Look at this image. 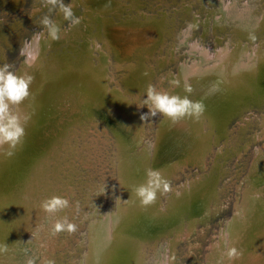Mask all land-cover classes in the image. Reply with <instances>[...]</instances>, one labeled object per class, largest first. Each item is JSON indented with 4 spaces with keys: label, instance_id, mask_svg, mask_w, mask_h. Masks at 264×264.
Here are the masks:
<instances>
[{
    "label": "bare ground",
    "instance_id": "1",
    "mask_svg": "<svg viewBox=\"0 0 264 264\" xmlns=\"http://www.w3.org/2000/svg\"><path fill=\"white\" fill-rule=\"evenodd\" d=\"M8 1L0 0L1 3ZM72 3L73 11L81 4L82 11L77 13L80 23L70 22L69 26L62 27L64 17L59 11L54 22L60 28V39L52 40L47 30L35 31L23 47L26 57L16 71L18 75L27 73L33 77L30 95L19 106L20 113L30 119L22 145L10 157L0 153V264H76L72 257L77 247L89 249L79 264H143L148 254L144 238L150 239L147 242L150 244L154 240L156 244L163 239L167 241L169 252L164 254L166 248L162 243L163 253H159L155 264H174L173 246L194 230L203 218L204 209H211L209 193L216 192L205 184L219 167L215 160L210 171L204 169L207 164L203 153L211 147L210 132L217 128L220 137L226 139L222 148L229 144L227 150L218 148L217 156L234 154L237 151L230 145L233 138L230 133L222 132L225 117L241 111L240 105H244L246 97L253 95L264 102V0H160L156 3L152 0H72ZM35 11H41V5ZM123 12H127L128 18L123 17ZM93 22H97L99 29L103 28L105 44L116 48L118 67L122 68L121 77L126 83L122 84L127 90L119 85V80L113 90L105 89L101 81L106 77L100 75L105 74L104 70L90 63L94 50L100 53L99 60H104L105 66L111 62L101 44L89 35ZM184 22L187 27L181 28ZM164 32L180 44H186L185 56L190 57L179 62L177 72L166 70L160 75L159 82L170 81L168 90L156 89L200 101L204 112L199 119L185 117L173 121L163 116L157 123L156 140L148 144L126 95L146 90L150 79L146 73L154 70L153 64L147 67L144 64L149 55H154L156 61H167V55L159 51L163 47ZM195 32H202L203 41L194 39ZM207 34H213V41L204 40ZM80 36L81 42L77 39ZM63 44L84 49L86 53L79 54L78 59L70 53L56 55L55 47ZM155 50L157 53H152ZM132 56L135 58L131 59ZM173 56L172 52L170 59ZM172 81H178L179 86ZM93 82L100 87L95 88L90 84ZM47 85L51 92L45 98ZM62 85L66 88L64 95L58 94ZM188 85L192 88L191 94L185 91ZM45 100L47 104L43 105ZM91 105L95 110L89 108ZM206 118L210 119L209 129L200 126ZM93 119L103 123L104 132L111 133L110 128L116 136L118 159L113 160V167L115 179L125 183L121 188L113 183L112 190L102 186L99 191L100 185L94 186L91 182L90 169L78 170L73 156L66 158L75 152L73 140L77 139L78 132L94 130L80 129L77 124L89 126ZM263 137L264 132L254 134L245 142L244 150L252 141ZM256 152L245 178L248 183H256L254 191L247 188L240 194L233 216L220 228L218 239L210 242L208 264H226L227 251L236 247L235 240L246 241L247 245L238 247L242 250L235 248L239 255L234 264L245 261L264 264V143ZM186 161L200 166L202 175L197 174L196 179L183 183L180 188H170L166 204L159 202L158 193L155 203L142 207L133 190L145 182L147 170L157 169L168 180ZM125 187L129 188L126 192ZM110 195L114 200L118 196L119 207L105 216L99 202ZM52 196H66L71 206L55 214L44 212L40 204ZM76 213L80 218L76 247L65 249L67 237L59 236L60 232L53 234L52 229L65 216L74 221ZM247 238L253 241L248 257ZM141 253H144L142 257ZM68 254L72 257L65 260Z\"/></svg>",
    "mask_w": 264,
    "mask_h": 264
},
{
    "label": "rangeland",
    "instance_id": "2",
    "mask_svg": "<svg viewBox=\"0 0 264 264\" xmlns=\"http://www.w3.org/2000/svg\"><path fill=\"white\" fill-rule=\"evenodd\" d=\"M158 1L152 0V2L154 3ZM69 2L70 0H64L65 4H68ZM39 5H41V11L34 12V9ZM80 5L81 4L76 5L79 7L76 11H73L75 17H78L77 13L79 11H82V8ZM49 8L50 6H47V7L44 6L43 0H19L17 4H15L12 0H9L7 3L0 2V46H1L0 47V50H1L0 51V66H3L4 64H9L11 66L10 70L16 73L17 69L19 68L20 62L26 57L25 55L23 56L24 54L23 47L25 43L31 41L32 34L35 31L41 32V31L47 30L41 23L42 18L44 16H48L50 17L52 21L55 20L54 18L58 14L59 9L57 8V9H53L49 11ZM126 13L127 12H123L124 18H128ZM70 22H71L70 20H66L63 18L61 20L60 25H62V27H66V26H69ZM185 23L186 22H184L183 24ZM92 25L93 27L89 30V35H91V38H94V40L97 41V43L99 42L101 44L103 49L108 53L107 58H110L111 62H108L107 66H105V64L102 63L104 62V60H101V61L99 60L100 53L94 50L93 54L91 53L90 63L95 68L97 67L99 70L100 69L104 70L105 74H100V75L102 76L105 75L106 80L101 81V84L103 85L105 89H107L108 91H111L114 89L115 85L118 84L119 82H121V84L122 83L126 84L124 83L125 81H123L124 78L121 77L122 68L118 67V56H117L116 48L114 47L110 48L104 42L106 34L103 32V28L99 29L97 22H93ZM180 27L185 28L187 27V25L186 24L181 25ZM200 28L201 27H198V29ZM201 33L202 32L200 33L195 32L193 34L194 39L198 38L200 40L201 39L200 36H202ZM212 35L213 34L205 35L204 40H206V42L213 41L214 38L212 37ZM77 39L79 40V42L83 40L82 36H80V38H77ZM162 41H163V47L159 51L161 52V55H167V58H168L167 61L159 62V61H156V59L153 57L154 55L153 56L149 55V57L145 59L144 64L146 65V67L149 66L150 64L154 65L153 72L146 73L147 76H150L148 84L154 85L158 90L161 87L165 88V90H168L171 85L169 83L170 81H160L159 82L160 75L166 70H172V71L176 70L177 72L178 71L177 66L179 62L183 60L184 57L189 58L190 56H185L184 49L187 47L186 44H183V45L180 44L179 40L173 38L169 33L164 32ZM174 43H176L175 46H174ZM159 46H161V44H159ZM156 50L152 53L156 54L157 53ZM55 52H56V55L58 56L60 54L70 53V56H73L74 59H78L80 55L86 53V50L84 49L80 50V48L78 47H71V44L66 45V46H64L63 44L62 46L58 45L57 47H55ZM172 52L175 56H173V58L170 59V56H172ZM134 58L135 57L132 56L131 59H134ZM96 74H99V72ZM95 84H98V83H95ZM121 84L119 85L122 86L125 90H127L126 86L125 85L123 86V84L122 85ZM254 84L256 85L257 83L254 82ZM59 91L60 93L58 94L64 95V93L66 92V88L62 85ZM143 92H145V90ZM143 92L141 91L138 94L129 92L128 95L126 96L129 97L131 101V105H132V110H134V112L138 116L137 121H138V124L141 125V132L144 136V141L150 144L151 141L154 142L157 138V123H158V120L162 118L163 116L158 115L157 117H149L148 120L141 121L140 119L141 114L148 112V108L146 106L140 107V108L137 107L142 103L143 99L146 98L145 93ZM240 106H242L241 108L242 110L238 111V113L236 114H233L230 118L225 117L226 118L225 122H223L222 124V132L230 133L231 137L233 138V143L231 142L230 145L232 144L233 148H235L237 152H234V154H229L226 157L217 156L218 148H220L222 151L227 150L228 148L226 147L229 146V144H226V147L222 148L223 143L226 141V139L223 138L222 136L220 137L219 135L220 130H218L217 128L216 129L214 128L210 132L211 140L209 141V144H211V147L207 148L208 150L205 153H203L204 154L203 159L206 161V164H207L206 168L204 169H206L207 172L210 171L212 164H215L214 163L215 160L216 162L219 163L218 164L219 167L218 169L213 168L216 170L214 172L215 175H212L211 177H213V179H211L210 177L209 181H207L208 183H205V184L209 185L208 187H210L211 189L215 188L216 192L209 193V202H210L209 205L211 209L210 210L208 209L207 211H205L204 209V213L201 214L203 218H201V220L197 222V225L195 226L194 230L191 231V233L188 236L181 239L179 242H177L173 246L172 255L174 254L175 260H176L174 264H189V263L208 264V261H209L208 252H209V247L211 243L213 242L212 240L218 239L217 237L219 236H217V234L220 235V232H221L219 231L221 230L220 228L224 227L225 222L227 223L230 217L233 216V212L235 210L234 204L236 203L237 200H239L238 198L240 194L243 191H245V189L247 188L249 191H254V185L256 183L254 184L248 183L245 180V178L249 174V169L251 167V164L258 153L256 152L257 149H260L263 147L264 137L260 138L259 140L252 141L249 147L245 150H244V145H245V142L248 139H250L254 134L258 132L259 134H261L264 132V128L262 126L263 124L262 122L264 121L263 119L264 102L263 100L261 101L260 98H257L256 96L252 95L249 98L247 97L244 98V105H240ZM94 107L95 106L93 105L89 106L91 110L94 109ZM98 115L99 114H97L96 117H98ZM246 116L248 117V119L246 118ZM209 120L210 119L208 118L202 119L200 126L202 125L204 128L209 129V126H208ZM193 122H196V121H193ZM101 124L103 125V123H98L96 119L95 120L93 119V121L91 122L89 126H86L88 125L86 124L85 126L82 127L81 125L77 124L80 129L81 128L85 129L86 127H90L91 129L94 128V130H88V131L86 130L83 133L78 132L77 139L73 140V142L75 143V144L73 143L75 152H73L72 155L70 152L69 153L70 157L67 155L66 158L69 159L73 156L74 158L73 160L77 162V163L75 162L76 163L75 168H78V170H81V171L84 170L85 172H87V169L88 170L90 169V172L92 175L91 182L94 186H96V183L100 185L99 191L101 190L102 186L108 187L109 189L112 190L113 183L118 188H121L122 187L121 185H124L125 183L124 182L120 183L119 180L115 179V176H114L115 173H114V167H113V160L118 159V145H117L118 142L115 140L116 136L114 132L108 127V125H106V127L109 128V131L111 133L104 132L103 131L104 126H102ZM194 125H196V123H194ZM75 149H77V151ZM238 149L241 150V153H240V150L238 151ZM199 152L201 154V149L199 150ZM65 153H68V151H66ZM153 154H155V148L153 150ZM63 158L65 157L63 156ZM83 165H86V166H83ZM84 167L87 169H85ZM202 173H203V170L200 166H198L194 162L186 161L182 164L181 168H179L178 170H176V172H174V176L172 175V177L168 179V181L170 182V188L171 189L173 187L180 188L179 186H181L183 183L186 184L187 181L188 183H190L192 179H196L198 177L197 174L202 175ZM116 176H117V179L120 178L118 174H116ZM86 178L87 177L85 176V180ZM78 183L80 182L78 181ZM83 184L86 186L88 185V183H83ZM90 184L91 183H89V185ZM251 185L252 187L250 188ZM127 189L129 188L125 187V192ZM169 192H167L165 195L160 194V199L158 198L159 202L166 204L167 194H170ZM126 199H128V197H126ZM119 202L120 201H118V196L116 200H114V198L112 199L111 195L108 199H105V198L101 199L99 202V204H101L100 205L101 213L105 216L108 211H111L112 213H114L115 211L118 210ZM77 213L75 214V216H73L74 221H71V222L76 224L78 227L79 225L78 222L80 218L78 217ZM187 214L188 213L186 212V214L184 215L187 216ZM75 217H76V220H75ZM68 220H69V216H68ZM83 231H81L80 234ZM59 236H61L62 238L67 237L66 242H65L66 244L63 246L65 247V249H73L76 247L77 242L75 241H76V238L79 237V233H77V231L71 234H69L67 231H61ZM149 240L150 239H148V241ZM163 240H162L163 245L161 241H159V244H156V240L153 241V244H150V243H147L148 242L147 238H144L143 243L145 244V246H147L145 247L146 248L145 252L147 251L148 254L145 257V261L143 264H155L156 263L155 261L157 258H159V253L162 252L161 247L165 246L164 249L166 248L167 241L165 240L163 241ZM58 241L60 240L58 239ZM235 243H237L235 248L238 250L240 249L238 248L239 246L242 245L244 247V245L246 244V241L245 242L241 241L239 243L237 242V240H235ZM149 244L152 246H149ZM157 248H160V250H158ZM166 249L163 250L165 251L164 254L166 253V251L169 252V249L168 250ZM88 251H89L88 247L86 248L77 247V252L73 254V257L71 256V254H68L64 257V259L69 260L72 257L74 258L76 264H79L81 260L83 259V257L88 253ZM250 252L251 250L249 249L248 253L250 254ZM143 254L144 253H141V257L143 256ZM234 259L236 260L238 258H234ZM234 259L229 260L228 258H226V264H234L233 263ZM240 261H241V258H240Z\"/></svg>",
    "mask_w": 264,
    "mask_h": 264
},
{
    "label": "clouds",
    "instance_id": "3",
    "mask_svg": "<svg viewBox=\"0 0 264 264\" xmlns=\"http://www.w3.org/2000/svg\"><path fill=\"white\" fill-rule=\"evenodd\" d=\"M44 6H50L49 11L59 9L64 19L70 20L73 25L80 23V18L75 17L72 5L65 4L64 0H43ZM42 25L47 29L52 40L60 39V28L48 16L41 20ZM9 64L0 66V153L12 156L15 149L22 145L26 136V125L29 116L22 115L19 106L29 97L30 85L33 77L27 73L18 75L10 70ZM173 85L179 86L178 81H172ZM189 94L192 92L190 85L185 87ZM145 97L142 103L137 106L147 107L148 112L141 114V121L149 117L165 116L173 121L188 117L199 119L204 112V104L200 101H193L186 96L170 95L166 91H158L152 84H148L145 90ZM170 182L166 180L157 169H148L146 180L143 184L135 187L134 195L142 207L155 203L157 194L169 192ZM71 206L66 196H52L43 200L40 204L41 210L49 214L61 212ZM67 231L69 234L77 231V225L70 222L65 216L58 220L52 229L53 234ZM239 254L235 248L227 252L229 260L236 258ZM31 264V262H29Z\"/></svg>",
    "mask_w": 264,
    "mask_h": 264
},
{
    "label": "water",
    "instance_id": "4",
    "mask_svg": "<svg viewBox=\"0 0 264 264\" xmlns=\"http://www.w3.org/2000/svg\"><path fill=\"white\" fill-rule=\"evenodd\" d=\"M69 3L72 5V4H73V3H72V0H70ZM74 6H75V5H74ZM75 7H76V6H75ZM58 79H59V78H58ZM92 85L95 86V88L100 87V84H95L94 82L92 83ZM46 87H47L48 92L44 95L45 98H47V97H48V94H50V93H49V86L47 85ZM46 104H47V103H46V100H45V102L43 103V105H46ZM159 133H161V132H159ZM157 135H158V132H157ZM160 135H161V134H160ZM161 137H163V136H161ZM259 218H260V216H259ZM129 220H130V218H129ZM128 222H129V221H128ZM245 237H248V236H247V233H246V236H245ZM255 239H256V236L254 237V240H255ZM247 240H248V242H250V243H249L250 246H252V245H253V244H252L253 241L251 242V241L249 240V238H247ZM239 243H240V242H239ZM246 245H247V244H246ZM250 250H251V248H250ZM248 255H249V253L247 254V257H248ZM241 261H242V259H241ZM241 261H240V262H241ZM244 261H245V260H244ZM241 263H242V262H241ZM241 263H240V264H241ZM243 264H246V261H245V263L243 262Z\"/></svg>",
    "mask_w": 264,
    "mask_h": 264
}]
</instances>
